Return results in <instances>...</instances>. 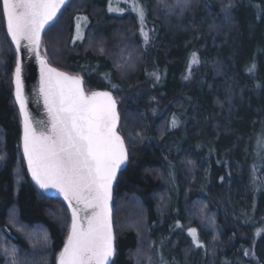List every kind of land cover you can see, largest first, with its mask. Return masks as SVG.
<instances>
[{
	"label": "trees",
	"instance_id": "1",
	"mask_svg": "<svg viewBox=\"0 0 264 264\" xmlns=\"http://www.w3.org/2000/svg\"><path fill=\"white\" fill-rule=\"evenodd\" d=\"M107 1L72 0L43 46L57 68L123 98L129 158L113 196L112 264H161L162 257L169 264H264V231L256 233L264 225V181L254 182L253 157L264 134V0H184L182 10L170 7L173 0H141L156 26L149 47L137 15H111ZM81 15L89 23L75 41ZM195 52L200 63L188 81ZM16 59L0 7V264H57L70 213L39 191L25 168ZM154 70L166 71L160 84L152 83ZM133 122L140 135L129 130ZM130 206L142 230L125 227ZM192 228L203 245L196 246ZM30 233L44 234L46 246ZM255 247L258 259L244 251Z\"/></svg>",
	"mask_w": 264,
	"mask_h": 264
},
{
	"label": "snow or ice",
	"instance_id": "2",
	"mask_svg": "<svg viewBox=\"0 0 264 264\" xmlns=\"http://www.w3.org/2000/svg\"><path fill=\"white\" fill-rule=\"evenodd\" d=\"M65 3L0 0L7 33L17 53L24 42L40 64V93L49 117L46 123L31 120L17 59L15 95L23 116V155L36 184L46 191L56 190L71 210L70 230L57 264H110L114 255L112 185L127 152L117 131L119 117L111 94H87L80 77L57 71L39 52L42 33ZM134 8L143 23V7L135 4ZM109 10H113L111 0ZM77 30L74 39L82 38L79 25ZM143 35L147 40V34ZM192 62H197L195 54ZM191 231L195 239V231ZM11 254L14 256L15 250ZM12 264H16L14 259Z\"/></svg>",
	"mask_w": 264,
	"mask_h": 264
},
{
	"label": "rangeland",
	"instance_id": "3",
	"mask_svg": "<svg viewBox=\"0 0 264 264\" xmlns=\"http://www.w3.org/2000/svg\"><path fill=\"white\" fill-rule=\"evenodd\" d=\"M173 2H174V4L173 5H170L171 8H174L175 7L176 9L178 8V9H181L182 10V8L185 6V1L184 0H176V1L173 0ZM173 2H171V3H173ZM107 4H108V6H107L108 12L111 15L114 14V15L122 16L126 12H131V13H134V15H137V17H138L137 18L138 19L137 21H138V26H139L138 32H139L140 38L143 39V41H144L143 43L147 47H149V45L152 44L153 40L156 38L155 37L156 26L153 25L150 22L149 18H148L147 7H146V4L145 3H143L141 0H111V5H112V8H113L112 11L109 10L110 0L107 1ZM135 4H138V5H140V6L143 7V10H144L143 23H141L140 18H139L138 14H137V11L134 8V5ZM88 23H89L88 17L83 16V15L79 16V18L76 21L75 27H74V29H75L74 38L77 36V31H78L77 30V25H79V33L83 37L84 32L86 30V26L88 25ZM143 33H146L147 34V40H145V36L143 35ZM80 39H74V40L75 41H80ZM43 43L45 45L44 38H43ZM40 53H41V55L43 57L47 58L48 61L52 64V61H51L48 53L45 52V48H44L43 45H42V47L40 49ZM193 54H195L196 61H197L195 63L192 62L193 61ZM193 54L190 57L191 60H190L189 66H188V69L190 67V69H189L190 71H188V69H187V73L189 72V74H187V73L185 74V80H188V81L193 78L194 69L198 66V63H200V58L198 57V54L196 52L193 53ZM52 65L54 66V64H52ZM54 67L56 69H59V70L63 71V72H66L69 75L71 74V75H75V76H78V77L82 78V81H83V84L82 85L84 86V91L87 94H90L92 92H102V91H104V90H99L97 88L91 89L87 85V83H86L85 78L83 77V75H78V74H75V73H72V72L69 73V72L64 71V70H62L60 68H57L56 66H54ZM150 72H151L150 73V77H152V83H154V84H160V82L162 81V79H164L165 76H166V71H163V70L162 71H156V70H154V71H150ZM106 91H108L113 96V98H114V100L116 102V108H117L118 117H119L118 132L121 135L123 141L125 142V146H126L127 153H128L127 142H126V138H125V135H124L125 129L127 130V125L125 127V125L123 123V119H122V107H121V104H122L123 98H122V96H119L118 94H115V93H113L110 90H106ZM173 120H175L176 124H178V122H179V118L178 117L175 116V118ZM172 125H173V122H172ZM129 130H131L132 132L136 133L137 135H140L141 134V131L138 130V128L136 127L135 123H134V126H131ZM131 138H134V137L131 136ZM254 148L255 149H254V152L253 153H254V159H255V171L258 174V176H257V174H255V181L254 182L257 183L259 179H262L264 181V173L261 170V166L264 164V134L259 135V137L257 138V141H256V144H255V147ZM128 206L129 205H127V206L124 205L123 206V208H125V211H129ZM137 209L138 208L135 207V206H132L130 208V211L132 213V216L130 218H124V221H125L124 225H125V227H128V226L130 227V225H133V226L134 225L135 226L137 225L138 228H140L142 230V226H141V224L139 222L140 221L139 220V216L137 215V211H138ZM14 217L15 216L13 215L12 216L13 220H15ZM141 222H142V225H143V228H144V221L141 220ZM116 223H117V225L121 226V224L119 222L116 221ZM191 230H194L195 231V239H194V236H193V232ZM191 230H189V233L191 234V236H193V241L195 242L196 246L199 247V246L203 245V243L200 242V238H199L198 231H196L193 228ZM263 231H264V225H262V227L260 229L256 230V233L259 234V233H261ZM136 232L139 234L138 231H136ZM28 237L30 238V240L32 239V240L36 241V243L38 244V247H39V243H44L45 246H46L47 239H45L46 236L44 234H42V235L41 234H37L36 235V234H31L30 233L28 235ZM43 247L44 246H42V248H41L43 250H40L39 253L45 255V253L47 251H45V249ZM142 247H144V245ZM29 249H30V253H34L35 252V249H33L32 247L29 248ZM244 251L248 252L247 254L248 255H252L255 259H258L259 254L261 252V251H259V248H257V247H255L254 249H250V250L246 249ZM27 254H28V252L22 251V254H20V256H25ZM138 254L141 257V259H145L146 258V256L141 252V250L139 251ZM37 257H38V255L36 256V258ZM162 259H163V261H162L161 264H169L168 262H166L164 260L163 257H162ZM27 261L30 264H33L35 262V261H30V260H27ZM41 263L42 262L40 260V261H36L35 264H41ZM23 264H26V263H23ZM44 264H47V263L44 262Z\"/></svg>",
	"mask_w": 264,
	"mask_h": 264
},
{
	"label": "water",
	"instance_id": "4",
	"mask_svg": "<svg viewBox=\"0 0 264 264\" xmlns=\"http://www.w3.org/2000/svg\"><path fill=\"white\" fill-rule=\"evenodd\" d=\"M71 1L72 0H66L65 5H63L61 7L60 11L57 13V18L51 24L50 27H52L56 23V21L58 20V16H59L60 12L62 10H64ZM50 27H46V30L42 33L41 46L43 44V37L45 35V32ZM5 28H6V32H7L6 20H5ZM8 37H9L10 43L13 44V47L15 49V53L17 54V59H19L20 63H21V69H22L21 78H22V82H23V92H24V95H25V98H26V108H27V111H28V113L30 115V118L34 122H41L42 121V122L46 123L48 121L49 117H48V113H47V110H46L45 105H44L43 96L40 93V64H39V62L36 59V55L34 53L30 52L26 47L23 46L24 42H22L20 51H19V53H17L15 44L11 41V37L9 35H8ZM39 52H40V49H39ZM17 59H16V63H17ZM47 61H48V59H47ZM16 63H15V66H16ZM48 63H49V65L51 67L55 68L49 61H48ZM15 69H16V67H15ZM15 69H14V72H13V75H12V78H13L12 79V86H13V89H14L13 98H14L16 106L18 108V112H20V106H19V103L16 100V95H15V92H16V87H15ZM57 71L63 72V71H61L59 69H57ZM63 73H66V72H63ZM67 75H69V74H67ZM69 76L76 77L75 75H71V74ZM83 88H84V86H83ZM102 92H108V91L105 90V91H102ZM116 111H117V108H116ZM117 114H118V112H117ZM20 119H21V123H22L21 146H22V154H23V116L21 115V112H20ZM118 126H119V119H118V124H117V131H118ZM124 146H125V142H124ZM125 149H126V146H125ZM126 152H127V149H126ZM23 158H24V155H23ZM24 161H25V168L27 169V173L29 175V178H30V180H32V182L36 186V188L39 191H41L44 195H46L47 197H50V198L53 197V198L59 199L61 202H63V204H65V206H66V208L68 210V213H70V218H71V210L68 207V202L65 201L63 199V196L60 195L56 190L49 189V190L46 191L44 189H41L36 184V182L32 179L31 173L28 171L27 162H26L25 158H24ZM127 161H128V153H127V160L121 166L120 170L117 172L116 179L114 180L113 185H112V195H111L110 208H111L112 230H113V237H114V240H113L114 255L112 256V258L110 260V264L113 263V261L115 260V255H116V246H115L116 238H115V234H114V223H113V213H114V211H113V201H114L113 200V192H114V189H115L114 187L116 185V182H117V180L119 178L118 175H119L120 171L123 170L127 166L126 165ZM70 224H71V221H70Z\"/></svg>",
	"mask_w": 264,
	"mask_h": 264
},
{
	"label": "bare ground",
	"instance_id": "5",
	"mask_svg": "<svg viewBox=\"0 0 264 264\" xmlns=\"http://www.w3.org/2000/svg\"><path fill=\"white\" fill-rule=\"evenodd\" d=\"M253 157H254V153H253ZM261 181H263L262 179H260ZM114 208V207H113Z\"/></svg>",
	"mask_w": 264,
	"mask_h": 264
}]
</instances>
